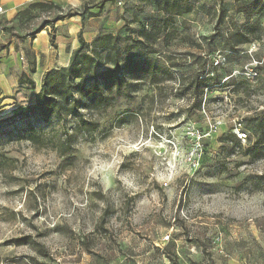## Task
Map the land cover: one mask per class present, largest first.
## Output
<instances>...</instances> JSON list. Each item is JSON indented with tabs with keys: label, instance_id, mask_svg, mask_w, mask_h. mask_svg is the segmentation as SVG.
I'll return each instance as SVG.
<instances>
[{
	"label": "rangeland",
	"instance_id": "1",
	"mask_svg": "<svg viewBox=\"0 0 264 264\" xmlns=\"http://www.w3.org/2000/svg\"><path fill=\"white\" fill-rule=\"evenodd\" d=\"M156 2L119 31L126 88L84 116L92 133L23 114L37 90L9 42L55 11L0 18V89L17 79L0 94V264H264V0Z\"/></svg>",
	"mask_w": 264,
	"mask_h": 264
},
{
	"label": "trees",
	"instance_id": "2",
	"mask_svg": "<svg viewBox=\"0 0 264 264\" xmlns=\"http://www.w3.org/2000/svg\"><path fill=\"white\" fill-rule=\"evenodd\" d=\"M163 3V6L170 8L176 7L178 16L188 13L190 10L182 8L180 3L183 0H156ZM55 11V18L52 21H45L41 26H49L55 22L67 17L70 12H64L63 9L54 5L32 3L24 10L17 13L14 18L20 23L22 19L31 20L34 13H47ZM167 11V10H166ZM76 13V11H72ZM93 16V15H89ZM169 16H171L169 14ZM136 22V21H135ZM132 23H134L132 21ZM39 30V29H38ZM120 33V32H119ZM101 35L90 44L83 41L79 35V47L71 54L68 65L59 70H49L45 72L41 79L40 89L34 97V101L23 113L24 115H39L42 119L48 120L52 117H73L76 119L75 130L78 132L92 133L97 129V123L93 121L90 114L95 111L105 110L114 102V98L106 96L105 92L109 86L116 90L125 89V77L122 75L127 63L120 64L118 59V45L120 34ZM236 45H245L248 43L247 37L242 33H236ZM157 36L152 40L156 41ZM127 61V60H126ZM31 73L33 71H30ZM25 79V80H24ZM23 83L34 87L33 81L23 75ZM215 86L218 83L214 84ZM234 93H240L239 84L232 83ZM205 86L200 88L202 94ZM89 116L85 118L84 116ZM128 118L121 119L120 123H126ZM261 122L257 120L256 129H260ZM30 139L37 141L34 137ZM264 146V136L257 143ZM70 149L65 145L64 151ZM28 238L15 240L16 245H29Z\"/></svg>",
	"mask_w": 264,
	"mask_h": 264
},
{
	"label": "crops",
	"instance_id": "3",
	"mask_svg": "<svg viewBox=\"0 0 264 264\" xmlns=\"http://www.w3.org/2000/svg\"><path fill=\"white\" fill-rule=\"evenodd\" d=\"M140 1L142 0H0L3 10L0 18L6 22H15L17 13L32 3L51 4L64 12L70 10L69 15L62 20L49 26H40L39 30L24 35L23 39L11 38L9 42L13 55L20 57L17 59V64L19 61L21 64L19 70L33 81L37 93L45 72L68 65L71 54L79 47V35L85 43L90 44L101 35L119 33L124 22L140 19L141 12L137 9ZM119 2L121 5H118ZM46 21L52 19L49 17ZM14 81L12 85L16 86L17 79ZM1 84L4 89H0V94L9 92L12 88L11 82ZM27 88L29 86L23 83V89Z\"/></svg>",
	"mask_w": 264,
	"mask_h": 264
},
{
	"label": "built area",
	"instance_id": "4",
	"mask_svg": "<svg viewBox=\"0 0 264 264\" xmlns=\"http://www.w3.org/2000/svg\"><path fill=\"white\" fill-rule=\"evenodd\" d=\"M118 5H121V2H119ZM1 14H3V10H2V8L0 7V15H1ZM235 135H236V137L238 138V140H240V141H245L246 138H247V137H246V134L240 132V130H238V129L235 131Z\"/></svg>",
	"mask_w": 264,
	"mask_h": 264
}]
</instances>
